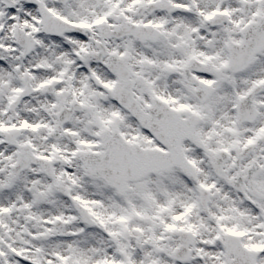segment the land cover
Returning <instances> with one entry per match:
<instances>
[{
  "label": "snow or ice",
  "instance_id": "snow-or-ice-1",
  "mask_svg": "<svg viewBox=\"0 0 264 264\" xmlns=\"http://www.w3.org/2000/svg\"><path fill=\"white\" fill-rule=\"evenodd\" d=\"M0 264H264V0H0Z\"/></svg>",
  "mask_w": 264,
  "mask_h": 264
}]
</instances>
